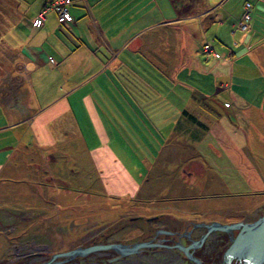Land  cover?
I'll use <instances>...</instances> for the list:
<instances>
[{"label": "rangeland", "instance_id": "rangeland-1", "mask_svg": "<svg viewBox=\"0 0 264 264\" xmlns=\"http://www.w3.org/2000/svg\"><path fill=\"white\" fill-rule=\"evenodd\" d=\"M155 1L156 21L160 20L161 13L165 15L164 20L172 21L177 17V11L183 12L179 0ZM202 2L205 4L206 0ZM71 3L72 0L47 3L44 0H0V86H4L3 77L8 68L16 73L20 71V53L14 48L21 46L22 41L18 30L11 29L12 23L38 16L32 24V28L38 29L43 26L45 14L47 28L51 23L53 27L69 23L72 17L67 7ZM207 4L212 8L211 13L151 29L141 38L144 46L139 53H132V49L123 44L129 39L126 34L119 43L110 45L113 51L105 48L99 51L103 57L119 55L124 62L120 75L109 74L102 95V100L110 105L117 95L123 103L122 108L101 111L113 126L117 138V144L112 143L111 148L139 184L137 194H107L102 179L104 171L97 168L93 156L86 152L90 150L91 153L99 143L88 141L84 146L80 139L76 144L71 143L68 134L60 130L65 117L55 124L58 126L54 130L55 140L58 142L60 138V142L52 148L39 149L30 132L25 136V126L6 128L8 111L0 105V258L8 247H28L30 241L51 252L84 244V241H90V226L115 223L117 215L114 213L120 212L121 203L126 202L143 208V214L149 216L163 213L181 220H205L212 214L231 222L222 225L234 224L240 219L239 213H244L247 220L258 219L255 211L264 205V76L257 66L260 64L264 70V0H207ZM202 8L198 7L194 12L190 9L188 14L195 16ZM164 38L169 39L170 48L165 45ZM186 41L193 44L191 57L200 59L211 72L203 74L194 66L192 71L175 68L174 63L188 58L187 55L181 58L185 51L178 50ZM243 54V63L235 65L234 78L220 77L218 80L219 75L211 70L212 64L222 60L234 62ZM222 81L228 83V88L220 85ZM200 89L208 92L210 97L203 95ZM225 102L229 108L224 107ZM153 103L154 109L174 111L185 106L202 109L208 119H215L217 113L223 115L230 123L229 133L236 142L233 147L228 145V151L236 150L234 158H242L241 164L245 166L240 169L242 177L237 174L231 180L225 177L228 173L222 178L214 177L217 172L212 162L216 158L225 160L224 156H218L225 147L217 145L213 134L198 126L199 148L203 150H193L189 139L187 143L180 140L185 138L181 136L180 123L175 133L171 131L161 143L162 151L164 145H168L166 148L171 152L167 154L168 159H163L161 154L156 166L150 170L143 158L148 156V148L153 151L159 144L156 147L149 140L148 127L136 124L134 118L139 116L136 109L142 112L152 109ZM240 109H249L251 117L242 119L244 114L241 116ZM156 123L151 129L156 136L159 131L165 136L167 124L164 120H156ZM49 153L53 154L54 161L47 158ZM205 158L210 159L211 164ZM243 178L260 190L250 193L242 186L240 195L233 193L229 197H220L223 193L215 192L226 187L224 180L241 183ZM230 186L233 192H238L240 184L233 182ZM89 205L91 209H88ZM98 207L101 209L97 210ZM222 210L231 212V218L223 216ZM163 220V224L172 223ZM213 231L224 233L208 229L200 244ZM179 247L185 248L178 244Z\"/></svg>", "mask_w": 264, "mask_h": 264}, {"label": "crops", "instance_id": "crops-1", "mask_svg": "<svg viewBox=\"0 0 264 264\" xmlns=\"http://www.w3.org/2000/svg\"><path fill=\"white\" fill-rule=\"evenodd\" d=\"M44 1L47 3L54 0ZM179 1L185 17L189 19L186 21L211 13V11H206L207 0L205 4L202 0ZM198 7H203L201 13L195 16L192 13L188 14L190 9L194 12ZM67 8L72 21L59 23V26L56 25V27H53L51 23L47 28L46 14L43 26L38 29L32 28L34 19L38 16L32 19L28 18L27 21L24 19L25 17H22L24 20L12 23L14 27L11 29L18 30L22 42L21 46L14 48L20 53V57L17 56L20 59V64H18L20 71L16 73L12 71V68H8L7 75L3 77L4 86H0V105L5 107L9 116L6 128L12 130L25 126V136L30 132L38 148H52L60 142V138L58 142L55 140L54 130L58 128V126L55 127V124L59 122V119L65 117L66 121L60 130L68 134L71 143L76 144L78 139L84 146L88 141L99 143L91 153L90 150H86V152L93 156L97 168L103 169L102 179L107 194L132 196V194H137L139 184L131 171L119 159L117 152L111 148L110 145L116 143L117 138L113 126L101 111V109L122 108L123 103L117 99V95L116 100L110 102L111 105L106 100V102L102 100V95L103 84L109 80V74L120 75V67L124 66V62L119 55L110 57L107 54V57H103L99 51L104 48L113 51L110 45L119 43L126 34L129 39L123 44L132 49V53H139L144 46V41L141 39L144 35L154 27L155 29L159 26L168 27L166 23L177 21V17L172 21L171 19L164 20L165 15L161 13L159 22L156 21L154 12L157 4L155 0H72L71 5ZM168 40V38H164V43L170 48ZM123 44L120 45L123 47ZM134 46L135 49H133ZM192 46V43L186 41L178 49L182 48L185 51L181 58L186 55L188 58L181 59L179 64L174 63L175 68L177 67L179 70L189 68L192 71L194 66L203 74H208L211 71H207L203 62L195 56V59L191 57ZM241 56L243 57L234 62L230 60L228 63V60H222L212 64L211 70L219 75L218 80L220 77L234 78L235 65L243 63L246 53L245 56L244 54ZM257 66L259 72L264 76V70L260 64ZM218 80L214 84H217ZM222 82L220 85L223 88L226 86L228 88V83ZM200 90L207 98L210 97L208 92ZM55 93H58V96H54ZM229 106L225 102L224 107L229 108ZM154 108L153 103L152 109H143V112L141 109H139L140 111L136 109L139 116L134 118L136 124L142 125L143 128L148 127L150 133L146 134L150 138L149 140L156 147L159 144V148H155L153 151L148 148V156L143 158L150 170L156 166L161 154H163V159H168L166 158L167 154L171 153L168 152L169 148H166L168 145H164V151H162L161 143L165 142L171 131L175 133V129L180 123L179 130L182 132L180 135L185 137L180 140L187 143L186 141L189 139L191 146L194 147L193 150H203L199 148V146L201 147L200 136L196 132L198 126H202L209 131L208 133H212L215 137L213 141L217 145L225 147V151H221L218 155L224 156L225 160L216 158V161L212 162L217 172L216 175L213 174L214 177L222 178L225 173H228L225 177H229L231 180H234L237 174L242 177L240 169L245 166L241 164L242 158H234L236 150L233 153L231 150L230 153L228 151V145L233 147L236 142L229 133L230 123L223 115L217 113L215 119H208L205 118V112L202 109H189L186 106L183 109H174V111L173 109ZM240 111L241 116L244 114L242 119H245L246 116L247 118L251 117L249 109H240ZM116 112L119 113L117 110ZM121 115L123 116L122 112ZM141 115L143 117H140ZM196 117L198 119H195ZM156 120H164L167 124L165 136L161 131L157 132L158 136H156V132L151 129V125L154 127L157 125ZM200 155L199 158L203 159ZM52 157V153L47 154V158L54 161ZM205 159L211 164L210 159ZM244 178L241 183L237 180L230 183H228L230 180H224L223 183L226 187H221L223 189H217L215 192L218 195L223 193L222 195L229 197L233 193L240 195L243 192L242 186L246 187L247 192L250 193L260 190L256 189L254 185H250L249 182H245ZM233 182L240 184L238 192L232 191L230 184ZM253 187H255L254 190H252Z\"/></svg>", "mask_w": 264, "mask_h": 264}, {"label": "flooded vegetation", "instance_id": "flooded-vegetation-1", "mask_svg": "<svg viewBox=\"0 0 264 264\" xmlns=\"http://www.w3.org/2000/svg\"><path fill=\"white\" fill-rule=\"evenodd\" d=\"M91 208L89 205L88 209ZM120 208V212L114 213L117 215L115 223L106 225L96 223L90 226L88 229L90 241H84V244L79 243L67 250L51 252L47 247L30 241L28 247L25 245L8 247L0 258V264H226L224 252L231 244V238L236 236V231L231 234L213 231L200 244L201 238L208 231L206 225L231 223L226 222L225 218H216L212 214L206 216L209 219L205 220L185 218L181 220L170 218L168 214L163 213L149 216L143 214L141 211L143 208L135 207L133 203H121ZM258 208L255 211L256 218L262 212V208ZM100 209L101 207L97 208ZM106 215L111 216L108 213ZM223 216L230 218L232 214L223 211ZM161 219L172 223L163 224ZM143 243L149 245L136 248ZM178 244L187 248L188 254L196 261L188 259L186 253L177 248ZM94 246L111 248L96 250L83 257L76 256L69 261L60 257L67 251ZM231 264L238 263L232 261Z\"/></svg>", "mask_w": 264, "mask_h": 264}, {"label": "water", "instance_id": "water-1", "mask_svg": "<svg viewBox=\"0 0 264 264\" xmlns=\"http://www.w3.org/2000/svg\"><path fill=\"white\" fill-rule=\"evenodd\" d=\"M207 227L209 231L218 230L227 234H231L235 230L238 231L236 237L231 239L230 246L224 252V260L226 264H231L232 261H236L238 264H264V212L263 215L253 223H234L231 225L212 223ZM142 246H148V244H142L136 248ZM106 248L111 247L94 246L87 249H76L60 255V257L69 261L76 256L83 257L93 251ZM179 248L186 253L188 259L196 261L190 254H188L185 248Z\"/></svg>", "mask_w": 264, "mask_h": 264}, {"label": "bare ground", "instance_id": "bare-ground-1", "mask_svg": "<svg viewBox=\"0 0 264 264\" xmlns=\"http://www.w3.org/2000/svg\"><path fill=\"white\" fill-rule=\"evenodd\" d=\"M249 7V6H248ZM206 8H207V10L206 11H211L212 10V8H210L208 5L206 6ZM178 14H177V18H176V20L177 21H183V20H189L188 19V17H185V15H182V13L180 14L179 12H177ZM185 14V13H184ZM133 49H135V46L133 47ZM120 180H121V178H120ZM123 180V179H122ZM119 187H121V186H119ZM220 197H226V196H224V195H221ZM126 203H130V202H126ZM262 207V212H260L258 215V218L261 216V215H263V212H264V205L263 206H261ZM217 208H220V207H217ZM222 208V207H221ZM220 208V209H221ZM219 209V210H220ZM239 215V214H238ZM239 217H240V219L238 220V221H236L235 223H253V222H255L257 219H255V220H247V217L245 216V215H239ZM231 218V217H230ZM237 232V231H236ZM237 235V234H236ZM236 237V236H235ZM232 238H234V237H232ZM231 238V239H232Z\"/></svg>", "mask_w": 264, "mask_h": 264}, {"label": "trees", "instance_id": "trees-1", "mask_svg": "<svg viewBox=\"0 0 264 264\" xmlns=\"http://www.w3.org/2000/svg\"><path fill=\"white\" fill-rule=\"evenodd\" d=\"M175 1V0H174ZM177 12H179V11H177ZM182 15H185L184 13H182ZM186 114V113H185Z\"/></svg>", "mask_w": 264, "mask_h": 264}, {"label": "built area", "instance_id": "built-area-1", "mask_svg": "<svg viewBox=\"0 0 264 264\" xmlns=\"http://www.w3.org/2000/svg\"><path fill=\"white\" fill-rule=\"evenodd\" d=\"M66 18H68L67 14H66Z\"/></svg>", "mask_w": 264, "mask_h": 264}]
</instances>
